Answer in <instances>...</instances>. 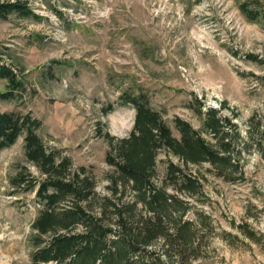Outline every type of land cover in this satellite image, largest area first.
<instances>
[{"label": "rangeland", "instance_id": "rangeland-1", "mask_svg": "<svg viewBox=\"0 0 264 264\" xmlns=\"http://www.w3.org/2000/svg\"><path fill=\"white\" fill-rule=\"evenodd\" d=\"M21 1L34 16L0 20V51L24 91L0 100V111L40 120L44 145L92 172L100 194L112 172L106 137H125L133 125L134 109L118 103L123 92L144 94L174 136L178 118L209 140L197 108L235 115L242 137L250 116L264 118V80L257 79L264 76V0ZM240 5L253 9L255 22ZM159 159L162 174L163 153ZM246 159L239 184L224 182L206 163L189 166L207 178L203 210L215 226L210 250L194 264H264V162ZM22 167L41 178L20 137L0 152V264H31V224L40 206L24 186L13 192L11 179ZM232 223H245L255 241ZM223 231L238 239L228 244L218 236Z\"/></svg>", "mask_w": 264, "mask_h": 264}, {"label": "trees", "instance_id": "trees-1", "mask_svg": "<svg viewBox=\"0 0 264 264\" xmlns=\"http://www.w3.org/2000/svg\"><path fill=\"white\" fill-rule=\"evenodd\" d=\"M239 8L249 22H255L253 9ZM10 15L34 16L21 0L0 1V20ZM0 80L6 81L2 101H12L24 91L16 69L1 51ZM118 103L131 106L135 114L127 136L106 137L104 160L112 168L104 176L106 194L96 191L92 172L74 167L69 157L44 145L38 134L40 120L29 113L0 111V152L22 137L25 160L41 176L38 179L22 167L11 179L13 192L24 186L34 192L40 206L31 224V264H194L210 250L215 226L203 210L209 204L207 178L189 166L206 163L224 182L239 184L245 180L247 157L257 155L264 162L262 116L249 117L242 137L233 122L235 115L223 117L219 110L197 108L207 140L178 118L173 121L174 136L142 93L123 92ZM161 153L162 174L157 169ZM232 226L255 241L245 223ZM218 236L228 244V238L238 239L224 231Z\"/></svg>", "mask_w": 264, "mask_h": 264}, {"label": "crops", "instance_id": "crops-1", "mask_svg": "<svg viewBox=\"0 0 264 264\" xmlns=\"http://www.w3.org/2000/svg\"><path fill=\"white\" fill-rule=\"evenodd\" d=\"M5 84H6V82H5ZM3 112V111H2Z\"/></svg>", "mask_w": 264, "mask_h": 264}]
</instances>
